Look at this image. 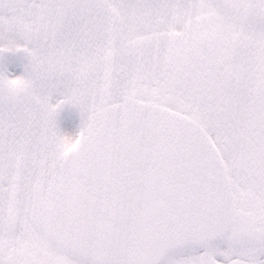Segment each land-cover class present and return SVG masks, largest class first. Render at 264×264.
Returning a JSON list of instances; mask_svg holds the SVG:
<instances>
[{
  "label": "snow or ice",
  "instance_id": "1",
  "mask_svg": "<svg viewBox=\"0 0 264 264\" xmlns=\"http://www.w3.org/2000/svg\"><path fill=\"white\" fill-rule=\"evenodd\" d=\"M0 264H264V0H0Z\"/></svg>",
  "mask_w": 264,
  "mask_h": 264
}]
</instances>
